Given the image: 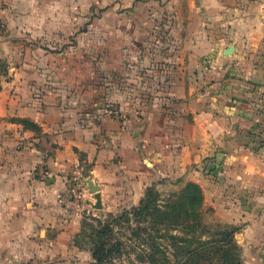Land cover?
I'll list each match as a JSON object with an SVG mask.
<instances>
[{
    "label": "crops",
    "instance_id": "0c3cea01",
    "mask_svg": "<svg viewBox=\"0 0 264 264\" xmlns=\"http://www.w3.org/2000/svg\"><path fill=\"white\" fill-rule=\"evenodd\" d=\"M34 3L0 0L14 36L41 20ZM197 21L203 27L193 35ZM187 22L185 37L197 40L166 48L161 64L137 67L123 88L111 84L104 101L113 109L60 88L34 93L20 68L3 79L0 264L92 262L76 242L79 180L100 187L104 206L107 197L135 205L151 183L183 175L204 189L216 183L223 208L232 200L226 211L244 224L237 239L246 262L264 264V0H195ZM154 70L151 80L141 76Z\"/></svg>",
    "mask_w": 264,
    "mask_h": 264
},
{
    "label": "rangeland",
    "instance_id": "374dc122",
    "mask_svg": "<svg viewBox=\"0 0 264 264\" xmlns=\"http://www.w3.org/2000/svg\"><path fill=\"white\" fill-rule=\"evenodd\" d=\"M194 1L35 0L30 10L41 20L27 23L30 30L19 36H14L11 30L14 27L10 25H6L0 35V58L9 66V75L4 79H9L16 72L15 69L20 68V73L31 80L30 86L34 93L60 88L69 97L95 96L99 102L102 100V107L113 109L114 104L104 101L110 92L115 91L110 89L111 84L115 89L116 85L123 88L125 83H129L128 79L135 80L139 75L137 67L145 65L146 68H153L152 66L161 64L164 61L163 55L166 57V48L175 49L185 41L192 45L197 40L195 36L185 37L187 21L193 15ZM250 2L258 6L261 0ZM35 25L46 34L42 32L39 36L34 35L31 30ZM201 27L203 25L200 21L193 22V35ZM222 33L224 32L221 31L220 35ZM226 43L230 44L231 40L227 39ZM211 56L208 55V59ZM156 72H146L141 76L151 80V75ZM148 83L150 86L152 81ZM135 104L136 102L129 103L126 107L130 108ZM186 176L170 183L157 180L145 189L144 195L148 188L155 187L163 199H168L181 193L188 183H195L204 194L203 221L208 225L220 224L241 232L244 224L231 222L226 211L232 200L227 198L229 205L226 202V208H223L224 200L219 198L216 183L211 189H204ZM74 185L78 191V194L74 193V202L85 207L81 232L76 242L86 249L94 247L93 227L97 226V220L109 219L111 215L120 216L123 211L138 205L144 197L143 195L135 205H132L131 200L127 202L125 199L107 197L105 206L95 209L97 199L95 193L89 190L88 183L82 179ZM238 244L241 246L239 242ZM245 254L247 253L243 250L244 262L248 264ZM128 261L124 257L114 264H127Z\"/></svg>",
    "mask_w": 264,
    "mask_h": 264
},
{
    "label": "trees",
    "instance_id": "16d2710c",
    "mask_svg": "<svg viewBox=\"0 0 264 264\" xmlns=\"http://www.w3.org/2000/svg\"><path fill=\"white\" fill-rule=\"evenodd\" d=\"M4 28L0 19V34ZM8 75L9 66L0 59V92ZM203 204V191L195 183L168 199L155 187L148 188L138 205L120 216L97 220L90 264H114L124 257L127 264H245L238 230L206 224Z\"/></svg>",
    "mask_w": 264,
    "mask_h": 264
},
{
    "label": "water",
    "instance_id": "95a60500",
    "mask_svg": "<svg viewBox=\"0 0 264 264\" xmlns=\"http://www.w3.org/2000/svg\"><path fill=\"white\" fill-rule=\"evenodd\" d=\"M231 50V49H230ZM88 188L92 193H95V197L97 199V203L94 205L95 209H102L103 204H102V198L100 194V187L98 185H95L92 180H88Z\"/></svg>",
    "mask_w": 264,
    "mask_h": 264
},
{
    "label": "built area",
    "instance_id": "2783aa9c",
    "mask_svg": "<svg viewBox=\"0 0 264 264\" xmlns=\"http://www.w3.org/2000/svg\"><path fill=\"white\" fill-rule=\"evenodd\" d=\"M111 112H114V111H111ZM116 113V112H115Z\"/></svg>",
    "mask_w": 264,
    "mask_h": 264
}]
</instances>
